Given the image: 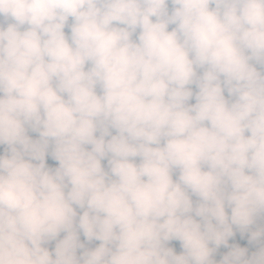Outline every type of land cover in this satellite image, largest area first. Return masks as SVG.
<instances>
[{
	"label": "clouds",
	"instance_id": "1",
	"mask_svg": "<svg viewBox=\"0 0 264 264\" xmlns=\"http://www.w3.org/2000/svg\"><path fill=\"white\" fill-rule=\"evenodd\" d=\"M0 264H264V0H0Z\"/></svg>",
	"mask_w": 264,
	"mask_h": 264
},
{
	"label": "rangeland",
	"instance_id": "2",
	"mask_svg": "<svg viewBox=\"0 0 264 264\" xmlns=\"http://www.w3.org/2000/svg\"><path fill=\"white\" fill-rule=\"evenodd\" d=\"M35 135V134H33ZM49 163L51 166H56L55 162L51 161V159L49 158ZM235 242H239L241 244L242 247H249V254H251V249L250 246L247 244L246 240L245 241H240L239 235H237L236 240L235 241H230V243H235ZM222 252H226L227 249H221ZM219 259V257H217Z\"/></svg>",
	"mask_w": 264,
	"mask_h": 264
},
{
	"label": "trees",
	"instance_id": "3",
	"mask_svg": "<svg viewBox=\"0 0 264 264\" xmlns=\"http://www.w3.org/2000/svg\"><path fill=\"white\" fill-rule=\"evenodd\" d=\"M251 252L255 251V247L254 246H250Z\"/></svg>",
	"mask_w": 264,
	"mask_h": 264
}]
</instances>
